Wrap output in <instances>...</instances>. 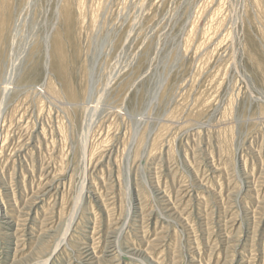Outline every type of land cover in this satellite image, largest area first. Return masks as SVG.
I'll use <instances>...</instances> for the list:
<instances>
[{"label": "rangeland", "instance_id": "obj_1", "mask_svg": "<svg viewBox=\"0 0 264 264\" xmlns=\"http://www.w3.org/2000/svg\"><path fill=\"white\" fill-rule=\"evenodd\" d=\"M0 109V264H264V0H0Z\"/></svg>", "mask_w": 264, "mask_h": 264}, {"label": "bare ground", "instance_id": "obj_2", "mask_svg": "<svg viewBox=\"0 0 264 264\" xmlns=\"http://www.w3.org/2000/svg\"><path fill=\"white\" fill-rule=\"evenodd\" d=\"M50 90H51V88H50ZM41 91V90H40ZM39 91V92H40ZM52 92H53V90H51ZM42 92V91H41ZM47 96V95H46ZM3 107V106H2ZM96 109V108H95ZM117 109V108H116ZM120 109V108H119ZM1 110V109H0ZM33 112V111H32ZM3 113V112H2ZM8 116V115H7ZM22 118V117H21ZM5 120V119H4ZM147 120V119H146ZM149 120V119H148ZM12 121V120H11ZM32 124V123H31ZM30 126V125H29ZM211 128V127H210ZM207 129V128H206ZM209 131V130H208ZM26 133V132H25ZM8 134V133H7ZM25 138V137H24ZM58 139V138H57ZM54 141V140H53ZM143 141V140H142ZM46 142V141H45ZM134 142V141H133ZM22 143V142H21ZM131 143H132V141H131ZM135 143V142H134ZM145 144V143H144ZM195 147V146H194ZM133 148V147H132ZM190 148V147H189ZM260 148V147H259ZM91 149V148H90ZM131 149V148H130ZM248 149V148H247ZM192 151V150H191ZM131 152V151H130ZM208 152V151H207ZM12 153V152H11ZM25 153V152H24ZM136 153L138 154V151H136ZM59 154V153H58ZM137 154H136V156H137ZM153 154V153H152ZM151 154V155H152ZM244 154V153H243ZM126 156V155H125ZM254 157V156H253ZM259 157V156H258ZM61 158V157H60ZM127 159V158H126ZM167 159V158H166ZM9 160V159H8ZM128 160V159H127ZM215 161V160H214ZM262 161V160H261ZM260 161V162H261ZM165 162V161H164ZM224 162V161H223ZM252 162V161H251ZM169 163V162H168ZM167 163V164H168ZM160 164V163H159ZM159 170V169H158ZM25 171V170H24ZM181 172V171H180ZM140 173V172H139ZM170 173V172H169ZM178 173V172H177ZM260 174V173H259ZM21 175V174H20ZM237 175V174H236ZM250 175V174H249ZM264 175V174H263ZM3 176V175H2ZM254 176V175H253ZM259 177V176H258ZM89 178V177H88ZM91 178V177H90ZM102 178V177H101ZM234 178V177H233ZM84 179V178H83ZM173 179V178H172ZM217 179V178H216ZM249 179V178H248ZM263 179V178H262ZM199 181V180H198ZM202 182V181H201ZM104 184V183H103ZM185 186V185H184ZM5 187V186H4ZM25 187V186H24ZM153 188V187H152ZM172 188V187H171ZM178 188V187H177ZM64 189V188H63ZM111 189V188H110ZM100 191V190H99ZM203 193V192H202ZM36 194H38V193H36ZM99 194V193H98ZM23 196V195H22ZM82 196V195H81ZM204 196V195H203ZM264 197V196H263ZM20 198V197H19ZM231 198V197H230ZM160 201V200H159ZM153 203V202H152ZM200 203V202H199ZM216 203V202H215ZM246 203V202H245ZM207 204V203H206ZM177 205V204H176ZM209 206V205H208ZM141 207V206H140ZM4 208V207H3ZM152 208V207H151ZM150 212V211H149ZM244 212V211H243ZM259 212V211H258ZM41 213V212H40ZM52 213V212H51ZM77 213V212H76ZM178 213V212H177ZM75 214V213H74ZM207 215V214H206ZM212 215V214H211ZM43 216H44V214H43ZM60 216H61V214H60ZM47 217V216H46ZM64 217V216H63ZM226 218V217H225ZM209 219V218H208ZM23 220V219H22ZM18 221V220H17ZM42 223V222H41ZM190 225V224H189ZM208 225V224H207ZM98 227V226H97ZM125 226H123V228H124ZM128 228V227H127ZM147 229V228H146ZM203 229V228H202ZM46 230V229H45ZM80 230V229H79ZM18 231V230H17ZM44 231V230H43ZM103 231V230H102ZM160 231V230H159ZM157 233H158V231H157ZM224 233V232H223ZM155 234V233H154ZM218 234V233H217ZM222 234V233H221ZM99 235V234H98ZM35 236V235H34ZM90 236V235H89ZM225 236V235H224ZM204 237V236H203ZM143 238V237H142ZM151 239V238H150ZM153 239V238H152ZM155 239V238H154ZM17 241V240H16ZM131 241V240H130ZM189 241V240H188ZM193 241V240H192ZM76 242V241H75ZM206 242V241H205ZM16 243V242H15ZM208 243V242H207ZM215 244V243H214ZM248 244V243H247ZM88 246V245H87ZM248 246V245H247ZM183 247V246H182ZM147 248V247H146ZM191 248V247H190ZM210 248V247H209ZM87 250V249H86ZM145 250V249H144ZM93 252V251H92ZM190 252V251H189ZM89 253V252H88ZM87 254V253H86ZM93 256V255H92ZM96 256V255H95ZM98 256V255H97ZM193 258V257H192ZM179 260V259H178ZM262 260V259H261Z\"/></svg>", "mask_w": 264, "mask_h": 264}]
</instances>
